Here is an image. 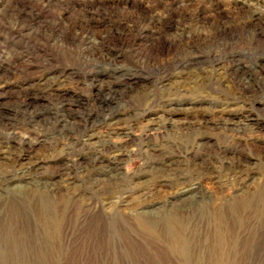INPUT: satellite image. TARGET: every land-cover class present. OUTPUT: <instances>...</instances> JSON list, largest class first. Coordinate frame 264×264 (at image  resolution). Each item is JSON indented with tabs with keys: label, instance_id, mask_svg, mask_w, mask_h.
Returning a JSON list of instances; mask_svg holds the SVG:
<instances>
[{
	"label": "rangeland",
	"instance_id": "374dc122",
	"mask_svg": "<svg viewBox=\"0 0 264 264\" xmlns=\"http://www.w3.org/2000/svg\"><path fill=\"white\" fill-rule=\"evenodd\" d=\"M0 144V175L34 166L60 183L44 199L68 231L48 241L38 192L8 191L0 264H204L211 243L190 239L183 261L175 230L148 214L195 229L205 203L175 197L179 187L153 184L149 170L241 158L237 179L213 171L203 188L236 204L264 197V0H0ZM148 146L158 152L141 159ZM121 150L133 153L115 159ZM117 171L136 175L122 203L104 204ZM260 208L240 222L229 264H264Z\"/></svg>",
	"mask_w": 264,
	"mask_h": 264
},
{
	"label": "bare ground",
	"instance_id": "6f19581e",
	"mask_svg": "<svg viewBox=\"0 0 264 264\" xmlns=\"http://www.w3.org/2000/svg\"><path fill=\"white\" fill-rule=\"evenodd\" d=\"M121 149H122V147H121ZM147 149H151L152 151L144 150V149L142 150V148H141V150L138 154L141 159H144L147 156V153H149L151 155H155L156 152H158V149L156 147H152V148L149 147ZM6 152H9V151H6V150L0 148V154H4ZM132 153H133V151H130V150L128 152H124L122 150L118 151V153L115 156V159H119V160L122 159L123 160V158L125 156L127 157V155L129 156ZM192 159L190 157H187L183 161H179L178 159L177 160H170L169 159V160L164 161V162H155L154 161V163H152L151 170H149V171L152 173V174L151 173L150 174L152 175L151 176V182L153 184L156 185L157 183H159V184L166 185L169 187L170 186L171 187L172 186H178L179 189H178L177 193L175 192L176 193L175 197H178V198H182V197H195V198H197V196L200 197V201H202L203 204L204 203L205 204L202 206V208H203L202 213L204 216H203V219L200 221V224L199 225L197 224L198 228L195 227V229H193V228L191 229L189 227H187V228L183 227L182 225L178 224L179 222L177 223V222H174L173 220H171V218H170L171 215L168 212L167 213H165V212H163V213H150L149 212L148 216L150 219H154L155 221H160V226L162 223L165 224V226L167 225L169 227L168 231L169 230L170 231L175 230L177 245L179 246L180 249H182L185 252V255L181 256L182 259H184L183 261H185L186 259L188 260V258H187V249L188 248L187 247L189 246V240L190 239H193V240L196 239L197 241L199 240L200 242L211 243V246L209 247L210 248L209 252H205L204 255H202V256H204L202 259V262L204 264H229L231 261L230 251L232 249V244H233V240H234L233 235L236 232L238 226H240V222L244 218H246L248 215H250L247 212L250 207L253 206V207L259 209L258 213L261 212V210H262L261 209L262 207L260 208L261 202L263 201V203H264L263 194L261 193V191L257 192V193L254 192V194H252L250 196H248L247 194L240 195L241 194L240 193L239 194L240 196L239 195L238 196L241 197V199H243L242 204H236L235 202H232L230 197L228 198V197L223 196L220 198H214L213 193L205 191V189L203 188V185L201 184L202 178L206 177L207 175H211L213 173V171H217L221 176L223 175L224 178L225 177H227V178L233 177V178L237 179L238 175L240 173H242L243 171H245L244 169L247 168L246 166L248 164L246 165V163H244L245 161H243L241 158H238V159L229 158V159L222 160L220 162L219 167H217L215 165L214 161L212 159L208 158V159H205L201 162L196 161V163H194V168L193 167L191 168ZM33 168H34V166H28V167L26 166V168L21 170L22 173L18 177L19 179L15 178L14 176L8 175V174L0 175V200H3V202H4V200L8 197L7 196L8 191H11L13 193H18V194L24 193L23 196L24 195L26 196L27 194H30L29 196H31V195H33V193L38 192L37 195H39L40 198L38 201H36L37 204L35 203V207L38 208V210H39L38 217L42 223L43 234H44V236L47 237L48 241L51 240L50 242H52L53 244H55L57 246L59 244L60 240H62V242L67 240L68 231L66 230L65 232H63V230H64L63 229L61 232V229H60V226L62 225L61 220H58L56 215L53 216V212L51 213L47 209V207H48L47 204H49V203L44 198L46 196L45 194H48V193H50L51 190L56 189L60 183L53 182V180L51 183V182L46 181L45 179L44 180L39 179L37 177V175L32 171ZM111 169H113V168H111ZM218 169H219V171H218ZM253 172L254 171H250L249 175H252ZM90 173H93V172L90 171ZM135 175H136V172L122 173L120 171L119 172L117 171L112 178V181H114L116 186L114 188V191L112 190V192L109 194L106 193V195L104 197L106 200L103 201L104 204L109 203L108 201L111 200V198H113L115 195H117L118 203H122L124 201L123 191L125 190V188L123 187V182L126 180L125 182L129 183L130 179ZM62 179H63V182H67V184L71 183V181L68 182L70 179H67V178H62ZM17 180H19V183L16 182ZM91 181H92V179H91ZM12 184H15V185L13 186ZM11 185H12V187H10ZM223 185L224 184H222V186ZM245 186H246V182L243 181L241 184L240 190L245 188ZM2 189L7 190V193L4 194L2 192L4 190H2ZM257 191H258V189H257ZM27 199H29V198H27ZM97 199H98V197H97ZM98 202L101 203L100 200H98ZM100 203L98 204L99 206H100ZM93 204H94V202L91 201L90 205L92 206ZM65 206L63 205V207H65ZM91 206H90V208H91ZM72 207H73V205H72ZM146 207H149V206L145 205L144 208H146ZM143 211L148 212L145 210H143ZM73 212L74 211H72L71 213H73ZM114 212L117 214L120 212V210L115 208V210H113L112 213H114ZM69 223H70V221H69ZM70 225H71V223H70ZM65 226H67V225H65ZM69 226H67V227H69ZM202 228H203V230H202ZM201 230H202V232L199 233ZM59 234H61L60 237L58 236ZM166 237H167V239L170 238L168 233H167ZM38 243H40V242H38ZM34 247H35V245H34ZM58 249H60V248H58ZM194 249H196L195 246H194ZM192 250H193V248H192ZM192 250H190V252ZM204 251H206V250H204ZM192 252H194V251H192ZM194 262H195V259H194ZM200 264H201V261H200Z\"/></svg>",
	"mask_w": 264,
	"mask_h": 264
}]
</instances>
